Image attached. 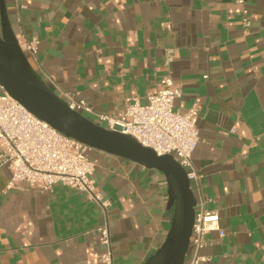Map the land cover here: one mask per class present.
Segmentation results:
<instances>
[{"label": "crops", "instance_id": "crops-1", "mask_svg": "<svg viewBox=\"0 0 264 264\" xmlns=\"http://www.w3.org/2000/svg\"><path fill=\"white\" fill-rule=\"evenodd\" d=\"M7 3L17 39H39L31 64L46 83L96 112L125 115L128 100L146 103L171 73L182 90L175 109L197 108V196L225 231L207 235L205 264H264V0ZM90 156L110 203L114 262L144 264L171 226L166 177L100 150ZM10 174L0 166V264H101L97 202L63 183L6 189Z\"/></svg>", "mask_w": 264, "mask_h": 264}, {"label": "built area", "instance_id": "built-area-1", "mask_svg": "<svg viewBox=\"0 0 264 264\" xmlns=\"http://www.w3.org/2000/svg\"><path fill=\"white\" fill-rule=\"evenodd\" d=\"M243 12L246 16L248 10L245 8ZM243 23L248 26L250 20L244 17ZM18 41L22 50L30 54V62L38 61L39 39L18 38ZM53 90L70 108L107 128L132 135L158 155L174 154L187 169L191 187L198 195L201 175L193 163V153L200 140L197 108L175 109V100L182 95V90L171 73L161 79L156 91L148 94L146 103L138 99L128 100L126 113L121 117L96 112L85 99L77 97L76 92L63 90L57 85ZM92 149L32 113L0 86V166H6L11 173L6 189L19 183H39L43 189L49 190L56 183H63L84 192L103 211L104 219L96 228L101 235V264H115L107 216L110 203L96 189L93 174L97 159L90 156ZM209 201L197 196L187 264L207 263L210 258L201 252L207 244V235L213 231L225 235L219 212L208 207Z\"/></svg>", "mask_w": 264, "mask_h": 264}, {"label": "water", "instance_id": "water-1", "mask_svg": "<svg viewBox=\"0 0 264 264\" xmlns=\"http://www.w3.org/2000/svg\"><path fill=\"white\" fill-rule=\"evenodd\" d=\"M0 21V86L65 135L93 149L161 171L167 181V207L173 210L172 221L164 242L144 264H185L197 204L187 169L174 154L158 155L132 135L107 128L70 108L46 83L22 50L9 18L7 0H0Z\"/></svg>", "mask_w": 264, "mask_h": 264}, {"label": "rangeland", "instance_id": "rangeland-1", "mask_svg": "<svg viewBox=\"0 0 264 264\" xmlns=\"http://www.w3.org/2000/svg\"><path fill=\"white\" fill-rule=\"evenodd\" d=\"M0 26H1V21H0ZM0 30H1V27H0ZM27 54V56L30 58V60H32V58H31V56H30V54L29 53H26ZM91 151H96V150H94V149H92ZM187 263V262H186Z\"/></svg>", "mask_w": 264, "mask_h": 264}]
</instances>
